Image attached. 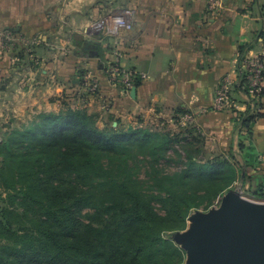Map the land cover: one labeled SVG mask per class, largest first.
I'll list each match as a JSON object with an SVG mask.
<instances>
[{
	"label": "crops",
	"instance_id": "1",
	"mask_svg": "<svg viewBox=\"0 0 264 264\" xmlns=\"http://www.w3.org/2000/svg\"><path fill=\"white\" fill-rule=\"evenodd\" d=\"M209 6L210 0H0V87L7 94L8 115L25 123L69 105L100 111L96 99L87 106L62 99L64 91L70 96L76 89L85 97L94 79L102 83V97L117 95L109 116L122 126L133 125L130 110L146 103L150 114L158 104L188 110L211 104L223 77L236 74L243 56L264 58V0H217L213 10ZM126 8L134 10L132 29L103 40L91 33L104 11ZM62 12L70 14L68 21L61 20ZM4 32L12 40L6 42ZM114 64L148 74L135 96L112 86L108 68ZM78 72L90 79H77ZM236 98L238 112L253 109L249 116L256 117L250 124L242 126L237 112L211 111L198 120L212 134L226 131L231 136L236 129L240 149L259 156L264 149V85L257 107L242 91Z\"/></svg>",
	"mask_w": 264,
	"mask_h": 264
},
{
	"label": "trees",
	"instance_id": "2",
	"mask_svg": "<svg viewBox=\"0 0 264 264\" xmlns=\"http://www.w3.org/2000/svg\"><path fill=\"white\" fill-rule=\"evenodd\" d=\"M240 67L243 85L247 75ZM242 85L232 91L235 101L237 92L245 93ZM261 92L250 99L255 107ZM235 111L242 126L256 117L249 116L253 109L246 114ZM199 128L194 124L189 130L196 135ZM171 135L135 125L116 128L106 122L99 126L96 114L70 105L59 112H42L16 130L13 142L11 138L8 145H0L2 152L6 149L1 169L5 165L11 172L6 186L19 193L9 191L8 196L26 205L22 210L26 216L28 207L37 213L31 227L12 228L4 208L0 211V228L12 236L0 244V264H178L181 250L163 230L184 228L190 205L181 189L194 184L189 177L193 171L218 183L225 171L236 176L239 169L251 183L252 193L264 197V161L258 156L243 152L244 163L217 158L201 164L191 158L185 169L163 178L169 182L162 180L164 195L157 199L167 204H162L165 214L157 213L150 196L143 197L132 182L134 177L126 172L138 153L157 157L179 141L178 133ZM117 168L126 170L121 178L113 175ZM69 177L74 179L70 185H75L65 182ZM76 185L81 188L75 194ZM65 193H71V202H64ZM85 207L94 209L86 215L88 222L82 215Z\"/></svg>",
	"mask_w": 264,
	"mask_h": 264
},
{
	"label": "rangeland",
	"instance_id": "3",
	"mask_svg": "<svg viewBox=\"0 0 264 264\" xmlns=\"http://www.w3.org/2000/svg\"><path fill=\"white\" fill-rule=\"evenodd\" d=\"M212 6V8H211ZM210 10H213L214 4L210 3L209 6ZM106 11H104L105 13ZM102 13V15L104 14ZM61 20L68 21L67 18L70 17V14H67L65 12H62L61 14ZM70 19V18H68ZM99 19V18H98ZM97 19V20H98ZM95 21V20H94ZM93 21V22H94ZM64 25V24H63ZM65 26V25H64ZM133 28V27H132ZM5 33V32H4ZM74 38L76 41L80 40V36L77 35V33L74 35ZM86 74V72H85ZM82 73L78 72L76 73V77L81 78ZM87 79H90L88 75H84ZM82 76V77H83ZM93 77V75H92ZM224 78V77H223ZM94 80H92L93 82ZM110 81L112 86L114 85L112 82V76L110 75ZM89 83V82H88ZM97 83L99 84L98 89L95 91H90L91 85H87L86 91L88 94H86L85 91V97L83 95H80V91L74 90L72 91V95L66 96L63 95L62 99H72V104H80L85 106L84 104H88V102L92 99H96L101 101L102 107L101 110H97L96 107L92 109H88L89 113H99V116L97 117V123L99 126H103L106 121L110 123L112 127H121V123L117 122L114 123L112 118L109 116V113H111V109L113 105L115 104V98L117 95L112 94L107 97H102V94H100V90L102 88V83L100 79H97ZM82 85V84H81ZM121 92V89L118 88ZM0 91L2 92L4 98H7V94L5 91L0 87ZM69 93V92H67ZM71 94V93H69ZM237 103V101H236ZM135 106H133L134 109ZM7 111V106L5 107ZM181 108V107H180ZM131 109V108H130ZM153 113H149V103H146L144 105H141L138 109V111L130 110L129 114L131 113L132 119L134 122L133 125L142 127V128H149L151 131L159 132V133H165V132H171V136L176 135L178 133V140L177 143H174L166 152L159 153L157 157H154L148 153L143 154L142 152L138 153L137 156L130 160L131 166L130 171L128 169V172H126L127 175L131 173V175L134 177L132 178V182L135 183L138 188H140V191L143 193V197L150 196L151 203L154 207V210L159 214H165V207L162 206V204H167L166 202L159 201L157 199V196H163L164 190L161 187L162 180L166 176V174H173L176 172H179L183 169H185L188 166L189 160L206 164V163H214V160L223 159L226 158L232 162H242L244 163L245 159L243 158L242 151L239 147V140L235 135H240L239 132L237 133V130L235 129L233 134L231 135L234 138L232 139L231 136L226 134L227 132L224 131L223 134H212L211 132L203 129L201 127V123L199 122V118L195 119L194 122H186L183 123V120L181 116H175L177 113L184 115L185 113L191 112L189 109H185V112L181 113L178 105H174L172 107L167 106L165 104H158L157 107H152ZM238 109L237 107L230 110L225 111H214V112H231L236 113L235 110ZM239 110V109H238ZM161 113L162 115L165 113L164 117H160L158 114ZM6 113L5 118L0 119V145L4 144L8 145L9 140L11 139L13 142L14 133L16 130L23 129L24 127L28 126L31 120H28L25 123H20L16 119L13 118L12 114L8 115ZM97 115V114H96ZM142 119V120H141ZM106 120V121H105ZM196 124L197 126H200V130L197 132L196 135H194L190 130V126H193ZM189 127V128H188ZM122 128H128L127 126H122ZM226 135V136H225ZM228 137V139H227ZM14 148V147H13ZM6 149L4 148V152L0 149V211L4 208V212L8 218V222L11 224L12 228L17 227H31L32 221L31 218L35 217V214L37 211H34L31 209V207H28L30 209L28 216H26L23 213V209H25L26 205L19 202V199L10 198L8 196V192L11 191L13 194L17 192L15 189L12 188V186L8 187L6 185V181L9 180L10 182V174L6 168L4 163V154ZM233 152V154H231ZM262 153L258 156L260 159V156L263 154L264 149L261 151ZM236 153V154H235ZM246 153V152H244ZM220 154V155H218ZM258 159V160H259ZM262 161V160H260ZM255 163L258 164V161L255 160ZM259 165V164H258ZM125 172L126 170L123 169ZM123 172V173H124ZM236 176L232 175L231 172L225 171V174L219 176L221 177L219 181L216 183L215 181L211 179H204L202 176L198 175L197 172L193 171V175H189V177L193 178L195 181L193 185L186 186L181 189V192H185L187 195V198L189 200L188 208H187V215L185 218V226L184 228H173V229H164L163 234L170 239L178 248L181 250V258L178 262V264H187L189 253L188 250L183 246V241L185 239L184 235H186L192 228V216L198 211L208 212L212 208L219 207L222 201V198L227 194V192L230 189L239 187L240 184L244 183V186L242 189H244L246 194H248L250 197H254L257 200H264V197H258L252 191L250 190V182L248 179L245 178L244 171L241 172V170H236ZM120 169L113 170L114 177L121 178L120 175H123ZM64 178H67V176H63ZM232 177V178H231ZM230 178V179H229ZM230 182H227L229 180ZM74 179L70 178L66 179L65 182H69V186L75 185L72 184V181ZM168 183L166 179L163 180V182ZM23 183V181L21 180ZM16 186H19V181L15 180ZM21 183V184H22ZM65 183V185H66ZM217 187H216V184ZM135 184H133L135 186ZM77 188H81V186L76 185L75 188V194L77 191ZM180 188V187H179ZM98 189V188H96ZM91 190H94L92 188ZM17 194H19L17 192ZM156 195V196H151ZM19 198V197H18ZM3 199H6L7 201H3ZM71 193H65L64 194V202H71L72 200ZM94 209L90 207H85L82 210V215L85 217V220L88 222L89 217L86 215L93 214ZM1 222V221H0ZM11 234H8L5 232V230L0 228V244L5 243L7 241H10Z\"/></svg>",
	"mask_w": 264,
	"mask_h": 264
},
{
	"label": "water",
	"instance_id": "4",
	"mask_svg": "<svg viewBox=\"0 0 264 264\" xmlns=\"http://www.w3.org/2000/svg\"><path fill=\"white\" fill-rule=\"evenodd\" d=\"M192 221L183 241L187 264H264V201L247 198L236 187L219 207L196 212Z\"/></svg>",
	"mask_w": 264,
	"mask_h": 264
},
{
	"label": "built area",
	"instance_id": "5",
	"mask_svg": "<svg viewBox=\"0 0 264 264\" xmlns=\"http://www.w3.org/2000/svg\"><path fill=\"white\" fill-rule=\"evenodd\" d=\"M210 3L214 4V8L217 6V0H210ZM212 8V6H211ZM264 18V16H263ZM134 25V10L131 8L122 9L120 11L109 10L105 12L103 15L99 17V19L95 20L91 26V33L95 36H98L100 40L116 37L123 30H130ZM264 32V29L262 30ZM4 37L6 42H9L11 37L8 33H4ZM261 39L264 42V33L261 34ZM32 41H37L33 39ZM119 56V54H118ZM242 65L240 69L245 70L247 75V82H244L242 85V78L239 75V72L236 71L234 73H227L222 82L220 83L216 95L211 102V104L204 106L202 108L193 109L189 113L176 114L175 116H181L183 123L186 122H194V120L204 113L211 111H225L234 109L237 107V103L232 97V91L235 86L242 85L245 89V93L249 98H253L257 92L262 90L264 85V58L262 54L258 53H249L246 55L241 61ZM109 74L112 76L113 84L121 89L122 93H129L133 86H138L142 80L148 78V74L144 72H140L137 69L132 68H124L120 64L110 65L108 68ZM91 88L90 91L97 90L99 84L97 83V79H94L93 82L90 83ZM7 99L4 98L2 92L0 91V119L5 118L6 116V107ZM156 107V106H154ZM160 117H164L161 113L158 114ZM260 160L264 161V152L260 156ZM244 184L239 185V189L243 196L257 200L254 197H250L246 194L245 190L242 189ZM261 201V200H259ZM264 201V200H262Z\"/></svg>",
	"mask_w": 264,
	"mask_h": 264
}]
</instances>
